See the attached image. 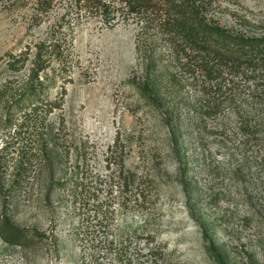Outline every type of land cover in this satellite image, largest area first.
<instances>
[{
    "label": "rangeland",
    "instance_id": "rangeland-1",
    "mask_svg": "<svg viewBox=\"0 0 264 264\" xmlns=\"http://www.w3.org/2000/svg\"><path fill=\"white\" fill-rule=\"evenodd\" d=\"M114 2L106 15L81 0H0V215L44 235L0 239V264H264L261 151L238 152L222 126L230 110L145 103L135 84L156 22ZM193 5L207 22L264 34V0ZM186 51L169 67L180 94H209ZM35 74L42 89L15 107ZM135 227L154 237L129 238Z\"/></svg>",
    "mask_w": 264,
    "mask_h": 264
},
{
    "label": "trees",
    "instance_id": "trees-1",
    "mask_svg": "<svg viewBox=\"0 0 264 264\" xmlns=\"http://www.w3.org/2000/svg\"><path fill=\"white\" fill-rule=\"evenodd\" d=\"M49 2L53 0H48ZM89 8L106 15L109 13L110 2L116 0H81ZM125 8L127 16L134 13L139 15L147 12L152 13L154 34H151L150 62L146 71V77L141 84H135L136 92L144 98L147 105L161 104V101L169 102L168 99L182 101L192 108L195 113L212 115L221 111L230 110L228 121L225 122L224 130H229L230 140H238L235 148L238 152L243 151L244 146L255 145L260 152V161L264 163V34L247 35L228 28H222L216 23L207 22L199 11V6L194 7V0H118ZM114 2V3H115ZM194 7V8H193ZM203 7V5H202ZM166 43L164 49L158 52V44ZM189 51L190 61L195 60L197 70L202 71L205 81H212L210 87H206L209 94L202 97L190 94H180L183 85L176 75L171 73L172 65L181 51ZM224 68V77L221 68ZM251 81V85L246 83ZM32 83L12 101L15 107H21L24 101H32V97L40 92L42 83L35 74ZM228 91L223 97L222 85ZM205 90L203 86L199 91ZM163 92L165 93L163 95ZM249 97V98H248ZM179 98H181L179 100ZM192 98V99H191ZM174 101V100H173ZM32 103V102H31ZM169 113V112H167ZM165 124L170 116L162 117ZM4 127L10 125V117L5 119ZM174 151V149H173ZM176 151H174L175 153ZM173 153V152H172ZM234 156V155H233ZM241 159L236 160L231 170L236 177H244ZM1 163V162H0ZM131 182L130 178H127ZM141 193H139L140 195ZM34 232V233H32ZM25 229L10 221L3 211L0 215V239L9 245H28L36 239L44 238V235L36 230ZM143 238L151 240L154 234L140 232L137 234L135 227L129 238ZM53 239L54 236L52 237ZM119 243V241H118ZM114 245L110 242L109 246ZM119 245L117 242L114 246ZM123 244L119 245V254ZM131 264L130 259L128 263Z\"/></svg>",
    "mask_w": 264,
    "mask_h": 264
}]
</instances>
